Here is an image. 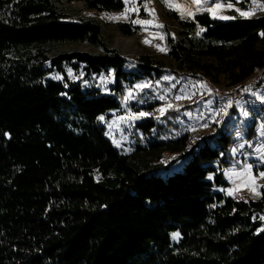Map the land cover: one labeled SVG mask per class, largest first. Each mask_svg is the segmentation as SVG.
<instances>
[{
    "label": "trees",
    "instance_id": "1",
    "mask_svg": "<svg viewBox=\"0 0 264 264\" xmlns=\"http://www.w3.org/2000/svg\"><path fill=\"white\" fill-rule=\"evenodd\" d=\"M64 2L124 9L123 0H0V264H264V190L257 200L231 197L224 176L237 131L255 147L258 97L245 94L248 119L234 107L201 137H176V123L149 117L133 150L119 151L100 117L120 108L125 84L165 71L153 56L123 57L102 22L69 19ZM166 15L179 29L167 38L178 71L236 87L264 66V15ZM116 27L136 34L129 23ZM80 43L100 53L54 54ZM69 69L83 79H69ZM102 74L116 79L109 92L94 84ZM146 101L153 114L159 103ZM236 114L241 129L230 125ZM167 154L183 166L166 165Z\"/></svg>",
    "mask_w": 264,
    "mask_h": 264
},
{
    "label": "rangeland",
    "instance_id": "2",
    "mask_svg": "<svg viewBox=\"0 0 264 264\" xmlns=\"http://www.w3.org/2000/svg\"><path fill=\"white\" fill-rule=\"evenodd\" d=\"M123 2L124 9L112 13L88 10L82 2L63 4L64 12L69 19L80 20L91 17L102 22L106 28V37L111 40V46L123 57L135 60L141 55L153 56L161 62L162 70L165 71L160 79L125 84L123 92L118 96L120 108L102 116L103 120H100L106 128V136L114 147L124 153L131 152L138 139L144 136L143 130L137 125L149 117L157 120L166 117L176 123L178 132L181 131L176 133V137L186 132H191L195 137L215 133L227 118L231 117L234 107L238 108L242 118H249L244 99L239 103L220 101L212 96V90L205 80L200 82L175 68L167 56V38L176 37L179 29L177 23L166 14L175 11L184 19H194L204 13H208L214 20L221 21L251 19L264 15V0H256L255 3L253 0H201L199 5L194 3V0H169L172 7L165 0H123ZM216 5L220 7L216 8ZM209 9L214 10L215 15ZM242 12L251 14L244 16L241 15ZM221 16L229 19H220ZM119 22L136 27V34L131 37L124 36L116 27ZM73 52L97 54L100 50L86 43L68 44L61 46L54 54ZM125 70L134 71L135 67L129 64ZM67 73L69 79L73 81L83 79L82 73H76L72 69ZM48 79L60 80L61 76L53 73L48 75ZM93 81L105 92H109L111 85L116 83L114 77L105 74L95 77ZM87 83L89 81L83 82V84ZM220 87L225 88L223 85ZM249 93L247 96L251 94L257 96L259 102L264 105V85L255 87ZM148 98L159 103L153 114L143 109ZM141 112L147 115L140 116ZM237 117V114L234 115L230 125L241 129L242 120L236 119ZM236 135L239 141L231 152L232 167L224 172L225 179L229 183L225 192L231 197L257 200L264 190V177L260 176V173L264 172V118L259 119L255 147L245 141L241 130L237 131ZM175 158V155L167 154L165 164L171 166ZM172 166L182 167L183 162L180 161L177 166L174 164ZM252 188L256 189L255 193Z\"/></svg>",
    "mask_w": 264,
    "mask_h": 264
},
{
    "label": "built area",
    "instance_id": "3",
    "mask_svg": "<svg viewBox=\"0 0 264 264\" xmlns=\"http://www.w3.org/2000/svg\"><path fill=\"white\" fill-rule=\"evenodd\" d=\"M208 87L212 90L214 97L227 103L241 102L245 94L259 85H264V66L259 69L253 76L236 87L222 88L212 82L210 79H204Z\"/></svg>",
    "mask_w": 264,
    "mask_h": 264
},
{
    "label": "snow or ice",
    "instance_id": "4",
    "mask_svg": "<svg viewBox=\"0 0 264 264\" xmlns=\"http://www.w3.org/2000/svg\"><path fill=\"white\" fill-rule=\"evenodd\" d=\"M165 2L168 3L170 7L173 6V5L169 2V0H165ZM253 2L255 3L256 0H253ZM194 3H196L197 5H199V4L201 3V0H194ZM219 7H220V5H216V8H219ZM209 10H210V11H213V15H215L214 10H212V9H209ZM250 14H251V13H249V12H242V13H241V15H244V16H248V15H250ZM189 15H192V13H189ZM219 18H220V19H229V17H224V16H221V17H219ZM134 23H135V21H134ZM140 23H147V22H146V21H140ZM158 26H162V25H158ZM203 31H204V29L201 28V29H200V32H203ZM197 35H199V32L197 33ZM57 78H59V77H57ZM139 115H140V116H144V115H147V114L141 112ZM245 115H247V113H245ZM100 119L103 120V117H100ZM248 167L250 168L251 165H249ZM260 176H261V177H264V172H261V173H260ZM252 191L255 193V192H256V189H255V188H252ZM229 194H231V192H230ZM261 219H264V217H261ZM178 236H179V233H174V234H173V237H174V238H175V237H178Z\"/></svg>",
    "mask_w": 264,
    "mask_h": 264
}]
</instances>
